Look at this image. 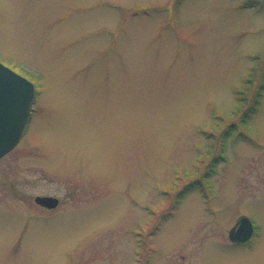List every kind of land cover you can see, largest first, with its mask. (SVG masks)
Segmentation results:
<instances>
[{
	"label": "rangeland",
	"instance_id": "374dc122",
	"mask_svg": "<svg viewBox=\"0 0 264 264\" xmlns=\"http://www.w3.org/2000/svg\"><path fill=\"white\" fill-rule=\"evenodd\" d=\"M0 59V264H264V0H0Z\"/></svg>",
	"mask_w": 264,
	"mask_h": 264
},
{
	"label": "water",
	"instance_id": "95a60500",
	"mask_svg": "<svg viewBox=\"0 0 264 264\" xmlns=\"http://www.w3.org/2000/svg\"><path fill=\"white\" fill-rule=\"evenodd\" d=\"M34 94L35 86L31 80L0 61V157L21 138ZM35 200L50 208L59 203V198L53 195H37ZM253 232L252 219L243 215L230 229L229 236L233 241H246Z\"/></svg>",
	"mask_w": 264,
	"mask_h": 264
},
{
	"label": "flooded vegetation",
	"instance_id": "af4514ba",
	"mask_svg": "<svg viewBox=\"0 0 264 264\" xmlns=\"http://www.w3.org/2000/svg\"><path fill=\"white\" fill-rule=\"evenodd\" d=\"M249 241H247V242H231L230 241V243L233 244V245H235V246H237V247H242V246H246Z\"/></svg>",
	"mask_w": 264,
	"mask_h": 264
}]
</instances>
